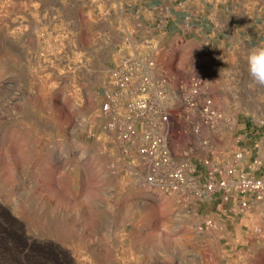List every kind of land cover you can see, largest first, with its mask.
<instances>
[{
    "label": "rangeland",
    "instance_id": "1",
    "mask_svg": "<svg viewBox=\"0 0 264 264\" xmlns=\"http://www.w3.org/2000/svg\"><path fill=\"white\" fill-rule=\"evenodd\" d=\"M101 8L0 0V264H136L115 244L174 207L115 164L99 94L119 36ZM160 56L175 85L204 69L194 49ZM172 146L195 148V138L176 126Z\"/></svg>",
    "mask_w": 264,
    "mask_h": 264
},
{
    "label": "built area",
    "instance_id": "2",
    "mask_svg": "<svg viewBox=\"0 0 264 264\" xmlns=\"http://www.w3.org/2000/svg\"><path fill=\"white\" fill-rule=\"evenodd\" d=\"M125 41L131 51L118 47L122 55L106 72L99 94L103 130L120 145L119 174L136 188L170 199L200 235L224 219L247 216L264 199V175L254 172L259 160L246 162L226 95L211 92L220 71L175 85L160 56L169 49L160 37L145 38L136 47L129 35ZM176 126L195 138V148L174 151ZM215 202L219 211H200Z\"/></svg>",
    "mask_w": 264,
    "mask_h": 264
},
{
    "label": "crops",
    "instance_id": "3",
    "mask_svg": "<svg viewBox=\"0 0 264 264\" xmlns=\"http://www.w3.org/2000/svg\"><path fill=\"white\" fill-rule=\"evenodd\" d=\"M70 1L102 7L98 11L109 21L108 35L119 36L112 42L120 56L119 46L124 53L131 51L126 36L135 47L158 36L169 50H196L201 73L220 71L211 92L226 95L246 162L259 160L254 172L264 175V87L247 70L249 50L264 44V0ZM219 210L217 202L200 207L202 212ZM128 234L115 246H127L136 264H264V199L247 216L224 219L203 235L174 207L161 220L136 221Z\"/></svg>",
    "mask_w": 264,
    "mask_h": 264
},
{
    "label": "clouds",
    "instance_id": "4",
    "mask_svg": "<svg viewBox=\"0 0 264 264\" xmlns=\"http://www.w3.org/2000/svg\"><path fill=\"white\" fill-rule=\"evenodd\" d=\"M247 70L251 80L255 84L264 87V44L257 45L249 50Z\"/></svg>",
    "mask_w": 264,
    "mask_h": 264
}]
</instances>
